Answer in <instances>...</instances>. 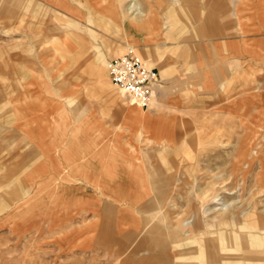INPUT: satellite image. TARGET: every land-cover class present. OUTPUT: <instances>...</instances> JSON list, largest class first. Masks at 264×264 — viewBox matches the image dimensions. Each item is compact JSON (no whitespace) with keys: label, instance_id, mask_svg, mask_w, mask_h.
Masks as SVG:
<instances>
[{"label":"rangeland","instance_id":"rangeland-1","mask_svg":"<svg viewBox=\"0 0 264 264\" xmlns=\"http://www.w3.org/2000/svg\"><path fill=\"white\" fill-rule=\"evenodd\" d=\"M63 1L0 0V264H138L136 259L147 255L176 261L181 252L177 262L186 264L187 255H198L186 239L198 236L210 243L201 250L211 251L219 264H261L264 246L253 238L264 239V55L259 50L264 35L258 18L247 17L256 13V2L231 0L233 8L241 2L242 7L238 13L234 8L235 22L225 32L245 42L251 60L235 55L226 67L228 77L220 80L224 41L218 47L214 38L225 32L209 33L204 19L210 7L215 10L214 0ZM131 6L133 14L139 12L132 25L146 23L140 29L129 28ZM129 50L161 80L155 93L160 97L154 95L142 110L125 100L106 69L108 59ZM98 56L104 75L96 71ZM126 109L127 123H140L152 138L169 140L160 154L147 148V155L141 151L148 143L141 130L137 133V165L145 168L153 191L164 188L151 208L144 206L146 200L138 203V228L126 223L117 230L123 203L107 198L111 212L98 211L97 182H88L95 195L79 194L77 179H69L71 185L64 180L62 190L54 192L49 177L47 188L38 190L43 193L26 201L38 182L36 177L32 183L26 158L40 150L44 155L48 145L30 137L32 131L45 130L48 118L49 126L57 121L66 129L70 117L77 122L90 110L105 113L100 118L115 127L125 123L118 113ZM111 136L112 152L125 148L120 134ZM115 169V176L127 178L128 191L135 186L131 170ZM63 194V201L56 200ZM150 230L164 242L124 249L125 239ZM165 243L168 249H162Z\"/></svg>","mask_w":264,"mask_h":264},{"label":"crops","instance_id":"crops-1","mask_svg":"<svg viewBox=\"0 0 264 264\" xmlns=\"http://www.w3.org/2000/svg\"><path fill=\"white\" fill-rule=\"evenodd\" d=\"M251 1L256 2L257 10L255 14H252L251 16H247V17H249V19H251L252 21L258 18V25L262 28V33L264 35V0H251ZM39 2L40 5L46 3L48 4L67 3L66 1L63 0H56V1L39 0ZM213 2L215 3V10H213V8L210 7V11L205 15L204 18L207 22L205 24L209 25L208 27L209 33L214 34L213 31H216L215 34H217L218 32H221L220 34H222L225 31H229L232 28V24L233 22H235L234 20L235 18H233L232 12L235 8V10L238 13V11H240L242 7V2L238 5H235L234 8H233L234 3L232 5L231 0H214ZM238 2L236 1V3ZM127 11L130 12L134 11L133 7L132 6L129 7ZM131 13L132 14L130 18L128 19L130 20V22L132 21V18L135 17V14L137 16L139 12L136 11L135 14H133V12ZM245 17L246 15L241 14V18H245ZM132 22L129 25V28L131 29L134 28L140 29V27L146 24L143 23V25L134 26L132 25ZM211 28L213 30H210ZM214 39L217 41L216 45L218 47L221 44L220 41L221 40L224 41V45L222 46L223 57L218 55V61L220 62L219 67L224 69L223 75H221L220 71H218V77L220 80L223 78V76L228 77L229 73L226 71V67L227 64L234 62L236 60L235 58L237 57L235 55H237L240 59L246 62L251 60L250 53H248V49L245 47V42L242 41L238 43L235 42L234 38H232L231 35H227V32H225V34H222V37H217ZM215 40L212 41L213 51L215 50L214 49L215 43H213L215 42ZM259 50L264 55V44L259 47ZM97 62H98V67L96 71H98V75L100 74L104 75V72L100 70V67L103 63V59L101 58V56L97 57ZM213 74H214L213 78L214 80H216L217 71H214ZM160 84H161V80L159 81L158 85ZM158 85L155 88L152 97L154 95L155 97L157 96V98L158 95L160 97L161 94L159 91H157V94H155L157 88H159ZM158 90H160V88ZM10 100L11 99L8 98V100L5 101L6 104H9ZM101 101L103 102V100ZM102 105L105 106L104 104ZM130 105L137 106L131 103ZM138 108L144 109L143 107L142 108L138 107ZM103 110L104 108L101 109V113L103 112ZM130 110L133 111L134 108L131 107ZM126 111L127 109L120 110V113H118L120 115L119 120L120 121L123 120L125 123H123V125H118L115 127H113L111 123L108 124L106 121L100 118V116H103L105 113L103 115H100L99 114L100 110L99 112L98 111L96 112L95 110L92 111L90 110L85 112L86 114L85 116L80 117L79 120L77 119V122L73 121L70 117V121H72V123L66 129H63V124L57 121L56 123L52 121L53 124H50L49 126L48 124L49 118H48L46 124L47 128H45V130L32 131L30 137L41 138L42 139L41 144L44 145L46 142L48 145L46 151H44V155L39 149L40 152L38 153L40 156L37 155V153L35 155L34 153H32L31 160L26 158V164L27 166L29 165L28 168L30 167V163L32 166L33 179H34L32 183L36 181V177L38 179V182L35 183L36 185H34V188H36L34 193H31V195L27 194L26 197H28V199L26 198L24 199H26V201H31L32 195L37 196V194L43 193V192H38V190L44 191L47 188V185L50 184V181H52L51 178H54L52 182L54 184L53 185L54 192H59L62 190L63 187H61V185L63 184L64 180L68 185L78 183L76 184V186L77 185L80 186L79 189H77V192L79 194L83 193L85 195H95L98 191L97 195H95V198L96 197L100 198L101 199L100 201L102 202H104L105 199L110 198L111 200H114L119 204L123 203V207L119 211L120 212L118 216L119 219L116 220L118 222L117 230L119 229L123 230L124 228L121 227L126 223L128 224L129 227L132 226L134 229L138 228L140 224V220L134 214V212H137V209L139 208L138 203L145 202L146 200L144 206L151 208L150 205L154 203L153 200L154 196L157 195L162 196L164 193V188H162L161 186L158 187L156 191L155 190L153 191L149 186L150 184L148 183L146 176L144 177L146 173L145 168H143L142 165L140 166L137 165L138 163H140V161L138 160L140 158L137 156L135 157V153H138L137 152L138 143L136 142H138L139 136L137 135V133L141 130L139 135L141 137H144L146 143H148L147 146L149 147H144V149L141 151L142 153H147V155H149L147 148L155 149V151H157L158 154H160L162 148L169 146L168 143L169 140L167 137L164 139L152 138L147 134L144 125L142 127L140 123H132V122L127 123ZM88 119H94L95 121L87 126L82 125L74 128L75 124L78 123L80 124L81 122H83V120H88ZM48 126L50 129L48 128ZM164 126L163 128H168ZM112 134H120V138H119L120 143L122 146H125L126 149L125 148H122L121 150L115 149L114 150L115 152L114 151L112 152L111 150ZM158 136H160V134ZM48 150L51 151L50 154H46L48 153ZM117 166H121L122 169H124L126 172H128V170L132 171L131 179H133L135 186L133 188L130 187L131 189H129V191L127 190L128 187L126 185L127 178L125 176H120V174L118 176H115V170H118L115 169V167ZM28 172H29L28 175L30 176L31 171L28 170ZM120 173H122V171H120ZM42 178H46L50 180L46 181V180H42ZM69 179H77L78 181L72 183V181L74 180L70 181ZM115 181L120 182L119 185L120 187L114 185ZM88 182H97L95 185L97 191L94 190L92 186H89ZM131 184L132 183L130 182V186ZM120 188L127 191L126 192L119 191ZM64 197L65 196L63 194V196H59V198H57L56 200L63 201ZM21 199H19L18 201H21ZM102 202H100L99 204L98 211L100 210V213H104V214L110 213L111 203L105 201L107 204H103ZM78 210L79 211L82 210L87 214H92L94 212L93 210L87 207H80ZM130 213L132 214L131 216ZM64 214L69 215V213H64ZM64 214L60 212L59 216H64ZM56 215H57L56 213L53 214V216ZM166 226H169V223ZM157 227L159 226H155V227L153 226L152 229L154 228L156 230ZM153 230H150L149 233L152 232ZM158 232L161 233L162 230ZM131 238L132 239H130V242L127 239L124 240L125 242L123 247L125 250L128 249L131 244H135L138 248H142L144 245L147 244V241L149 242L155 240L154 243H160V244L164 242V239L162 240V236L160 237L159 234H155L154 236L151 233L148 234L147 236H145L143 233H138L137 236L133 234V237ZM179 246H181V244ZM151 248L152 247H150L149 249L152 250ZM161 248L162 247H160V249ZM162 249H168L166 243L164 244V247ZM169 249L175 251V249H173L172 246H170ZM181 254L182 252L175 257L177 258L176 261H174V258L168 259L167 256L154 257L152 255H147V257L136 259V263L179 264L178 262L180 260L179 258L181 257ZM85 259L87 258L85 257Z\"/></svg>","mask_w":264,"mask_h":264},{"label":"built area","instance_id":"built-area-1","mask_svg":"<svg viewBox=\"0 0 264 264\" xmlns=\"http://www.w3.org/2000/svg\"><path fill=\"white\" fill-rule=\"evenodd\" d=\"M106 69L111 84L123 94L125 100L147 108L160 79L154 67L134 52H124L123 55L108 59Z\"/></svg>","mask_w":264,"mask_h":264},{"label":"bare ground","instance_id":"bare-ground-1","mask_svg":"<svg viewBox=\"0 0 264 264\" xmlns=\"http://www.w3.org/2000/svg\"><path fill=\"white\" fill-rule=\"evenodd\" d=\"M130 52H132V50H130ZM146 64L149 65L147 62H146ZM206 242L207 241L203 240L202 238L199 239V236L196 237V239H195V237H193V239H186L185 244H188L187 248H190L192 251L195 250L194 252L197 251V253H198V255L197 254L191 255V256L187 255L188 260L185 261L186 264H219L218 261L215 260L214 254L213 255L211 254V251L204 252L201 250V247L203 245L205 248V244H206V247L210 244V243L207 244ZM253 242L256 243V245H257V243H259L260 246H264V239L259 240L258 238H253ZM261 262H262L261 264H264V258ZM258 264H260V263H258Z\"/></svg>","mask_w":264,"mask_h":264}]
</instances>
